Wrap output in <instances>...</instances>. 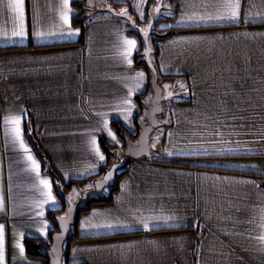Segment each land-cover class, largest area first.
<instances>
[{"label": "crops", "instance_id": "1", "mask_svg": "<svg viewBox=\"0 0 264 264\" xmlns=\"http://www.w3.org/2000/svg\"><path fill=\"white\" fill-rule=\"evenodd\" d=\"M71 1L66 9L64 0H25L21 39L12 37V0H0L3 264H48L25 243L49 241L53 214L65 207L57 185L80 184L78 197L93 188L109 168L101 140L112 151L125 146L122 133L137 132L148 92L150 72L134 63L143 41L107 7L116 2L115 11L147 23L152 0H105L82 29ZM170 1L156 33H173L152 39V62L187 89L170 98L161 142L130 160L111 200L77 215L69 263L264 264V0H239L235 21L216 17L236 0Z\"/></svg>", "mask_w": 264, "mask_h": 264}, {"label": "water", "instance_id": "2", "mask_svg": "<svg viewBox=\"0 0 264 264\" xmlns=\"http://www.w3.org/2000/svg\"><path fill=\"white\" fill-rule=\"evenodd\" d=\"M161 3L162 0H159L155 6L153 17L148 22L146 30L137 26L127 12H117L112 7H107L113 14L125 18L129 23L130 29L141 37L144 44V62L150 71V85L153 94L149 102H142L141 100V104L145 109L144 117L136 122L137 132L134 134L135 136L127 132L122 133L125 143V156L131 159L149 156L150 151L155 148V145L149 139L150 132L160 124L157 115L162 111V101L173 96L172 91L163 93L161 86L157 82V70L150 57L152 48L149 43V36L153 31V23L160 16ZM123 165L124 161L113 163L101 177L94 179L92 189L84 191L78 201L68 202L65 213L54 217L56 229L51 233V242L47 246L41 245L39 249L40 255L47 259L48 264H62L63 245L72 236L71 225L76 220L77 213L87 203L92 200H98L104 195L103 190L113 185L116 171Z\"/></svg>", "mask_w": 264, "mask_h": 264}, {"label": "rangeland", "instance_id": "3", "mask_svg": "<svg viewBox=\"0 0 264 264\" xmlns=\"http://www.w3.org/2000/svg\"><path fill=\"white\" fill-rule=\"evenodd\" d=\"M104 1L105 0H85L86 18L95 14L96 12H98L97 9L102 8L104 6L103 5ZM158 1L159 0H152L150 19L153 17L154 8L157 5ZM161 4H162L161 9H160L161 17L167 16L173 12V6H172L170 0H162ZM114 8L116 10L120 7H118L117 5H114ZM127 11H129V9H127ZM130 15H132V14H130ZM150 19L148 20V22L150 21ZM148 22L144 23V22H140V21H135V24L137 26L141 27L143 30H146ZM128 26H129V24H128ZM152 30L155 32H158L157 27H156V22L152 25ZM152 39L153 38L149 37V43H150L151 48L153 47L152 46ZM143 53H144V50L142 51L140 58H142V56L144 55ZM143 59H144V57H143ZM157 82L161 86L163 93H167L169 91H172L171 89H167V88H171V87L175 88V91L174 90L172 91L175 94L174 96H172L174 100L179 98V95L176 94V92H179V91L183 92L185 89H187L186 82L184 80H178V78H174L172 80L171 79L164 80V78L161 75H158L157 76ZM168 86H171V87H168ZM152 94H153L152 88H151V85L149 83L147 95L142 98V102L143 101L149 102L151 100ZM172 97H171V99H172ZM171 99H167V100L162 101V111H161V113H159L157 115V118H158V121H160V124L158 126L154 127L153 130L150 132L149 139H150L151 143H153L154 145H155V143L161 142V140L163 138L165 124L169 120V109L168 108H169V105H170L169 103H170ZM144 113H145V109L143 107L142 113L139 115V120L144 117ZM117 159H118V161H117ZM124 159H126L125 146L122 147L121 150H118V151L116 150V151H113L111 153V156L109 159V167L115 162L124 161ZM113 160H114V162H111ZM121 168H119L117 170V172L120 171ZM80 187H81V185L77 184V183L72 184L71 188L62 187L60 184L57 185V191L59 192V194L61 195V197L63 198V201L65 203V207L62 211V214L65 213V209L68 205V202H76L79 200V198L81 196V195H79V197H78V194H79L78 191H79ZM104 192L106 193V188L104 189ZM57 215H59V214H57ZM53 216L55 217L56 214H53Z\"/></svg>", "mask_w": 264, "mask_h": 264}, {"label": "trees", "instance_id": "4", "mask_svg": "<svg viewBox=\"0 0 264 264\" xmlns=\"http://www.w3.org/2000/svg\"><path fill=\"white\" fill-rule=\"evenodd\" d=\"M71 4L79 11L78 13H76V14H74L72 16L71 22H72V24L74 26H77V27H79V28L82 29L83 26H84V24H85V21H86V14H85L86 5H85V0H73V1H71ZM114 5H118V3L111 1V6L114 7ZM127 12H129V11H127ZM131 17L134 20H136V18L133 17V15H131ZM160 18H161V16L158 17V19H160ZM128 31L131 32V33L137 34L136 32L132 31L130 28H128ZM172 33H173V29L163 30L162 32H159V33H156L155 31H152L149 37H151V38H154V37H167V36L171 35ZM143 50H144V44L142 43V47L139 49V51L141 52L140 55L142 54V51ZM156 56H157V50L152 49V58H151V60L154 61V59L156 58ZM143 57H144V55L142 56V58H140V57L139 58H136L135 61H134V63L136 65H142V66H144L149 71L148 66L144 62ZM154 66H155V64H154ZM185 101H187V100H185ZM142 109H143V107H142ZM26 135H27V138L29 139V142H30L31 146L35 150L37 156L40 158V161L42 163V169H43V171L45 173H50L52 177L56 176L51 169H49V170H46L45 169L46 168L45 167V163L47 161V158L44 155V153L42 152V150L40 148V145L31 137L30 134H26ZM101 144L103 146V149H104L106 155L110 157L111 156V153L113 152L112 151V146L109 143L105 142L104 140H101ZM130 160H131V158L124 159V165L122 166V168H121L120 171H118V172L116 171L114 183H113L112 186L106 188V191H107L106 194L104 193V195L100 199H98V200H92L89 203H87L77 213V215L81 211L86 210L94 202H103V201H110L111 200L112 193L116 190V184H117L119 178L126 173V171L128 169V165L130 163ZM75 222H76V220L71 225V229H72V226L75 224ZM55 229L56 228H54L53 230H51V233ZM50 236H51V234H50ZM74 237H76V235L72 232L71 238L68 239V240H66L64 242V245H63L64 253H63V257H62V264H72V263H69V260H68V243ZM50 242H51V237L49 238V241L48 242H43V243H35V242L26 241L25 246H26V250H27L28 254L33 255V256H41L40 253H39L40 246L41 245L47 246V245H49ZM76 264H83V263H76Z\"/></svg>", "mask_w": 264, "mask_h": 264}, {"label": "snow or ice", "instance_id": "5", "mask_svg": "<svg viewBox=\"0 0 264 264\" xmlns=\"http://www.w3.org/2000/svg\"><path fill=\"white\" fill-rule=\"evenodd\" d=\"M69 0H64V6L67 9ZM25 0H12L11 4L9 5L12 12H14L19 20V28L18 30L13 31L12 33V37H18L23 39L25 37V28H24V16H25ZM228 7L231 9V12L229 15L223 16V17H216V19H226V20H233L235 21L237 19V12L236 9L240 7V2L239 0H236L235 4H231L228 5ZM68 11H70V9H68ZM62 19L64 21L65 24L68 23V12L66 11L63 16ZM74 33L69 32L68 35H73ZM40 35V34H38ZM9 38V37H6ZM126 44H128L130 47L128 49L129 53L131 52L132 49H134L136 47V42L134 40H128L125 42ZM129 63H131V61H129ZM12 122L15 125L14 128V133L17 139H19L21 137V129H20V123L21 120L20 118H14L12 120ZM111 135V133H109ZM22 143V141H21ZM98 151V150H97ZM31 159V157H29ZM100 159L103 160L104 157L101 155ZM33 164H35V161H33ZM36 167L38 168L39 166L36 165ZM41 183H43L46 187L50 188L49 182L48 181H41ZM48 196L49 198H51V191L48 192ZM148 226L145 225V228H147ZM3 244H4V239H3V229L2 227H0V264H3L4 262V252H3ZM21 253H23V248H20Z\"/></svg>", "mask_w": 264, "mask_h": 264}, {"label": "flooded vegetation", "instance_id": "6", "mask_svg": "<svg viewBox=\"0 0 264 264\" xmlns=\"http://www.w3.org/2000/svg\"><path fill=\"white\" fill-rule=\"evenodd\" d=\"M132 136H135L134 134Z\"/></svg>", "mask_w": 264, "mask_h": 264}]
</instances>
